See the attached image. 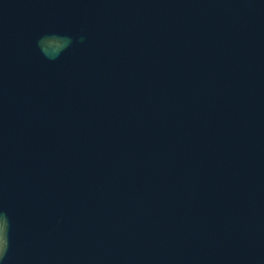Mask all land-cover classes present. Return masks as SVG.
Wrapping results in <instances>:
<instances>
[{
    "label": "water",
    "instance_id": "obj_1",
    "mask_svg": "<svg viewBox=\"0 0 264 264\" xmlns=\"http://www.w3.org/2000/svg\"><path fill=\"white\" fill-rule=\"evenodd\" d=\"M0 264H264V0H0Z\"/></svg>",
    "mask_w": 264,
    "mask_h": 264
}]
</instances>
